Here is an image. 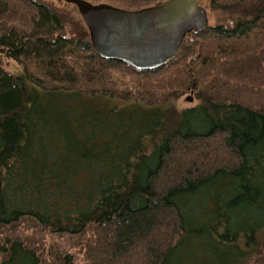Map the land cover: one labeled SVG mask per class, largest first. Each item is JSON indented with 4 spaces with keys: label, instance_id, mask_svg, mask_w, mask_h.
<instances>
[{
    "label": "trees",
    "instance_id": "16d2710c",
    "mask_svg": "<svg viewBox=\"0 0 264 264\" xmlns=\"http://www.w3.org/2000/svg\"><path fill=\"white\" fill-rule=\"evenodd\" d=\"M209 3L240 16L190 31L174 57L145 69L100 56L80 16L0 0V51L20 66L0 65V232L27 221L81 247L9 236L0 264H245L261 254L264 0ZM187 90L196 103L178 108Z\"/></svg>",
    "mask_w": 264,
    "mask_h": 264
},
{
    "label": "water",
    "instance_id": "95a60500",
    "mask_svg": "<svg viewBox=\"0 0 264 264\" xmlns=\"http://www.w3.org/2000/svg\"><path fill=\"white\" fill-rule=\"evenodd\" d=\"M61 1L75 5L100 56L145 69L167 62L187 33L208 25L206 8L197 0H164L139 8ZM184 99L190 101L192 96Z\"/></svg>",
    "mask_w": 264,
    "mask_h": 264
},
{
    "label": "rangeland",
    "instance_id": "374dc122",
    "mask_svg": "<svg viewBox=\"0 0 264 264\" xmlns=\"http://www.w3.org/2000/svg\"><path fill=\"white\" fill-rule=\"evenodd\" d=\"M43 3H46L53 6L60 14L66 17H79V14L77 12V9L75 5L72 3H65L61 0H37ZM92 3H110L117 5L116 3H112L110 1L106 0H92L90 1ZM201 5H203L206 8L207 15H208V23L214 24L216 22H229V17L232 16V18H237L240 16L241 11L237 10H223V9H212L209 3V0H197ZM219 2L223 3L225 0H219ZM121 3H119L120 5ZM118 6V5H117ZM122 7V6H121ZM0 65L2 68L8 71H20V66L17 65V62L13 60V58L5 55L3 51H0ZM235 82V81H234ZM242 83V82H240ZM243 84V83H242ZM246 84V82H245ZM250 85V84H249ZM190 94L192 96V100H185V96ZM178 108L189 106L196 103V99L193 98V91L187 90L186 92L182 93L180 97L176 99L174 102ZM27 221L21 222L19 225L22 228H16L15 226H8L7 228H4L0 232V241L4 239L5 237H13L16 235L19 236H26L27 241L33 240L34 242H39L41 247L47 249L51 248L52 252L54 250H64L73 253L74 248H81L79 243H77L76 238H67V236H57L54 234H49L47 232H39V229H36V226H33L32 224H27ZM260 246L258 248H261V254L259 255L257 253L251 254V256L248 258V261H246L245 264H264V234L260 237ZM49 250V249H48ZM47 252V251H46ZM48 255V254H47ZM49 258V256H47ZM75 264L82 263V259L75 258L74 259Z\"/></svg>",
    "mask_w": 264,
    "mask_h": 264
}]
</instances>
